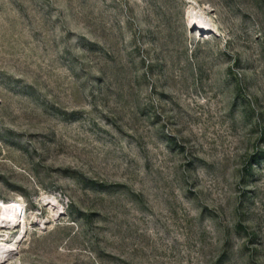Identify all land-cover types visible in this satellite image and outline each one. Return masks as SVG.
Here are the masks:
<instances>
[{"label": "rangeland", "instance_id": "obj_1", "mask_svg": "<svg viewBox=\"0 0 264 264\" xmlns=\"http://www.w3.org/2000/svg\"><path fill=\"white\" fill-rule=\"evenodd\" d=\"M0 220V264H264V0H0Z\"/></svg>", "mask_w": 264, "mask_h": 264}, {"label": "bare ground", "instance_id": "obj_2", "mask_svg": "<svg viewBox=\"0 0 264 264\" xmlns=\"http://www.w3.org/2000/svg\"><path fill=\"white\" fill-rule=\"evenodd\" d=\"M4 221H5V220H0V224L3 223V225H7V224H8V221H6V222H4ZM1 253H2V252H1ZM7 255L10 256V257L12 256L11 252H8Z\"/></svg>", "mask_w": 264, "mask_h": 264}]
</instances>
